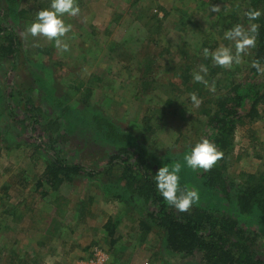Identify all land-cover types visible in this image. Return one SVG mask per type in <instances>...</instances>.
<instances>
[{
  "label": "trees",
  "instance_id": "16d2710c",
  "mask_svg": "<svg viewBox=\"0 0 264 264\" xmlns=\"http://www.w3.org/2000/svg\"><path fill=\"white\" fill-rule=\"evenodd\" d=\"M142 1L146 0H138L136 4L141 5ZM186 1L179 11L181 14L179 22H174L173 25L175 30L181 32L185 28L183 25L190 24L187 21L192 20L196 11L210 9V6L207 8L198 0ZM5 3V6L0 4V58L14 64L23 51H21V39L12 23L16 24L19 21L23 11H18L16 0H5ZM240 4L243 8L240 10L234 8L231 15L220 14L214 21L206 19L209 29L201 32L196 29L188 31L187 38L181 37L178 47L172 46L175 53L170 52L167 35L160 28L155 27L156 33L151 31L152 35L144 36L143 41L151 38L149 42L155 45L160 44L156 42V38H161V43L166 48L163 52L154 54V58H144L139 69L143 77L135 93L143 94L145 92H140L141 90L146 91L150 88L155 91L160 81L164 86L163 74H169L179 76L182 84L175 86L169 82L167 87L173 90H168V94L174 93L175 96L166 100L165 106L173 107L181 112L179 116H185L188 115V110L193 108L189 93L196 92L203 101L197 117L189 114L196 122L193 131L197 128L195 137L197 139L190 145L184 146L178 153L169 150L170 152L164 156L156 157L155 148L153 149L155 152H149L140 142L138 138L140 134L134 135L121 129L108 113L93 106L91 99L96 94L92 89L87 88L84 91H80L81 88L77 89V92L81 93L78 99L81 106H76L77 104L64 106L61 101L54 98V92L49 88L48 83L42 78H37L40 87L46 93L40 107L34 106L31 93H23L18 88L10 89L7 93V102H4L5 108L14 118L16 115L19 118L21 112L16 113V111L24 103L26 111L22 112V115L25 117L19 118L18 122L23 128L39 137V140L33 142V146L43 159L40 175L31 176L25 169L23 170L25 177L21 180L36 181V185L33 186L35 193L40 195L41 201L51 199L49 211L52 209L54 211L41 216L40 223L36 224L32 218L25 220L29 214L36 215L32 203L25 204V208L19 212L14 208L7 209L0 216V232L10 229L11 225L25 230L21 227V223L25 220L27 223L28 221L33 223L28 224V230H35L38 235L47 237L46 241L39 243L41 247H46L47 242L51 243L55 237L60 240L64 238L71 240L76 228L85 221L83 209L87 208V203L81 200L77 207L73 208L74 213L79 216L78 223L68 220L60 192L64 186H70L76 179L84 178L100 187L105 201L119 203L122 206L118 215L108 218L102 227L105 235L104 245H109L110 248L106 251L103 247H98L103 248L108 254L109 264H113L112 261L116 262L117 253L125 249L120 248L122 244L119 242L123 241L124 237L118 234V229L122 224L121 221L131 213L140 216L139 218L137 215L133 216L136 218L135 223L138 222L137 229L140 236L136 241L139 242V246L145 243L146 240L143 241V238L148 237L156 228L163 234L166 249L173 254L192 256L199 253L206 264H264V254L255 249L258 237L264 238V168L257 172L243 171L239 174L231 171L237 130L241 126L255 124L262 119L264 74L260 77L262 74L251 67V64L259 61L264 67V0H240ZM141 6L139 16L143 18L146 9L143 8L144 5ZM249 8L262 13L256 21H253L259 26L255 34L256 46L248 50L244 56V63L240 65H234L230 69L215 66L211 57H204L203 49L214 51L222 42H225V46L230 45L231 42L223 39L224 32L237 23L248 27L247 18L242 13ZM199 27L203 29V26ZM153 35L154 37H151ZM134 41L138 43L137 38ZM117 44L107 46L109 58L116 56V50L119 48ZM233 51H235L234 46ZM118 55L125 56V60L128 61L131 59L122 48L118 49ZM148 56L150 57V54ZM201 65L207 66L206 79L210 85L215 84V92L193 81L192 74L199 71ZM159 69L163 72L161 76L160 74L157 76ZM245 69L248 70L249 75L244 74ZM147 97L150 98V102L155 103L149 93ZM180 99V107H174L173 105ZM50 107L59 111L58 116L62 117L42 126L40 113L44 112V109L50 111ZM152 118L153 115L147 113L142 119L146 127V136L154 140L156 138L153 136L155 134L150 124ZM3 130L6 133H3ZM249 132L254 142L257 141L258 133L254 129ZM7 133V127L0 126V142L5 143L2 137ZM72 135L83 138L86 145L92 141H102L108 147L103 166L91 169L78 160L76 155H70L66 144ZM204 137L215 142L224 156L210 171H193L185 165L184 156L189 152L191 145ZM153 142L155 145L156 142ZM255 147L253 146L254 152H256ZM75 153L78 155V151ZM42 159L33 157L34 164L41 163ZM176 163L182 165L180 175L184 182L181 184L195 187L200 193L199 202L185 213H179L170 206L159 195L155 184V175L160 168L164 165L172 167ZM41 223L43 224L40 225ZM248 228L254 232H249ZM34 237L33 240H37ZM39 241L40 239L37 240ZM71 248L75 249L76 245ZM3 250H8V247H3ZM9 250V254L17 256L16 259L20 264H29L26 260L22 261L20 256V253L27 249H20L14 245ZM34 253L39 256L42 250H35ZM12 260L6 264H14Z\"/></svg>",
  "mask_w": 264,
  "mask_h": 264
},
{
  "label": "rangeland",
  "instance_id": "374dc122",
  "mask_svg": "<svg viewBox=\"0 0 264 264\" xmlns=\"http://www.w3.org/2000/svg\"><path fill=\"white\" fill-rule=\"evenodd\" d=\"M136 1L138 0H77L81 8L80 14L75 17L65 16V22L73 26L72 31L67 34L71 49L69 52L61 53L55 48L53 41L42 36L32 37L25 31L35 20L38 11L50 8L51 0H16L18 11H23V15L16 24L12 23V26L21 39V51L23 52L14 64L0 58V126L8 129V133L2 137L5 143L0 142V216L10 208L19 212L25 208V204L30 205V203L42 213L54 211V209L49 211L51 199L41 201L40 195L35 193L33 186L36 185V181L21 180L25 177V171L31 176L40 175L43 162L42 156L33 146V142L39 140V137L23 128L22 124L18 122L19 118L25 117L22 112L26 111V106L24 103L21 104L19 110L16 111V113L21 112L18 115L19 118L17 115L14 118L4 105V102H7L8 91L18 88L23 93H31L34 106L40 107L46 93L40 87L37 78H42L48 83L49 88L54 92V98L61 101L64 106L75 104L81 106L78 101L81 95L80 91L87 88L94 90L96 95L91 99L93 106L108 113L121 129L132 132L134 135L140 134L138 135L140 142L149 152L154 151L155 148L156 157L164 156L170 152L169 150L178 153L184 146L190 145L197 139L195 138L197 128L193 131L196 122L189 114L197 117V114H200V109L193 107L188 110V115L179 116L180 111L165 106L166 100L175 96L174 93L168 94V90L172 91L173 89H169L167 86L169 82L175 86L181 85L182 81L179 76L163 74L164 86L160 81L157 83L155 91L150 88L146 91L141 90L140 92H145L143 94L135 93L138 91V84L143 77L139 69H141L140 65L144 62V58H154V54L163 52L166 48L163 47L161 38H156L159 45L150 43L151 38L144 40L145 42L143 39L144 36L152 35L151 31L155 32V27L160 28L167 35V41L171 47L170 52L175 53L172 46L178 47L181 37L187 38L188 31L196 29L201 32L209 29L205 22L206 19L214 21L220 14L231 15L234 8L242 9L240 0H198L201 5L203 4L207 8L210 6V9L220 7V11L218 13L211 12L210 9L196 11L192 20L187 21L190 24L184 23L185 28L182 32L175 30L173 25L174 22H179V17H181L179 11L184 7L186 0L142 1L141 5H144L143 8L146 9L143 18L139 16L142 6L136 4ZM0 4L5 6V0H0ZM190 4L192 3L190 2ZM226 6L227 12L224 10ZM199 26H203V29ZM136 38L138 43L134 41ZM113 43H118V47L127 52L131 57L130 61L125 60V56H117L119 48L116 50V56L109 58L107 46ZM224 43L222 42L221 45H225ZM119 53L121 54V52ZM243 72L245 75H249L247 69ZM162 73L160 69L157 70V76L159 74L161 76ZM262 76L263 74L260 77ZM168 78H170L169 81ZM80 88L81 90L77 92V89ZM148 93L154 98L155 103L150 102V98L147 97ZM180 101L181 99L173 106L180 107ZM146 112L151 113L154 117L150 123L155 134L153 136L156 138L154 140L145 134L146 127L142 118L147 114ZM40 114L42 126L62 117L58 116L60 113L54 107H50V111L44 109V112ZM251 129L258 133V140L255 142L249 132ZM4 132L5 130H3ZM67 141L66 146L69 154L76 155L78 160L91 169H98L105 163L108 147L102 141H92L86 145V141L76 135L70 136ZM153 141L156 142L155 145ZM253 146H256V152H254ZM76 151H78V155L75 153ZM33 157L42 159L41 163L35 165ZM263 168L264 106L262 107L261 120L255 124L241 126L237 130L231 171L234 174H239L243 171L257 172ZM23 170L25 171L23 172ZM181 182H184V179H181ZM60 195L65 203L66 217L77 223L80 219L74 213L73 208L77 207L81 200L87 203V208L83 209L85 221H82L76 228L71 240L68 238L60 240L55 237L51 243L47 242L48 247L39 245L42 241H46L47 237L38 235L35 233L37 231H34L31 235L40 239L37 248L42 250L44 259L54 253L57 255L50 258L52 264H77L79 260L89 258L97 246L108 251L109 245H104L102 240V227L108 218L118 215L122 206L119 203L105 201L100 187L93 181L84 178H78L72 185L64 186ZM134 215L137 214L131 213L121 221L118 234L126 240L119 243L125 244V249L117 253V261H113V264H206L203 256L199 253L182 256L168 251L163 234L156 228L148 237L143 238V241H146L139 246V242L136 241V238L140 236L137 229L138 222L135 223ZM40 217L34 219L36 224L40 223ZM27 224L33 223L28 221ZM10 230L14 232L19 228L11 225ZM248 231L254 232L250 228ZM29 235L30 232L28 239ZM258 239L255 249L264 254V238L258 237ZM27 245L28 240L24 238L21 247L27 248ZM75 245H79V247L72 249L71 246L75 247ZM84 248H88V250ZM61 254H67L65 256L68 257V260L64 259Z\"/></svg>",
  "mask_w": 264,
  "mask_h": 264
},
{
  "label": "clouds",
  "instance_id": "9594fccd",
  "mask_svg": "<svg viewBox=\"0 0 264 264\" xmlns=\"http://www.w3.org/2000/svg\"><path fill=\"white\" fill-rule=\"evenodd\" d=\"M228 11L227 6L224 9ZM211 12L218 13L220 7H212ZM81 8L77 0H51L50 8L43 9L36 13L35 20L26 28V34L32 37H45L54 42L55 48L61 53L69 52L71 46L67 40V34L72 31V24L65 22V16L75 17L79 15ZM247 18L248 27L242 23H237L224 32L223 39L230 45H221L214 51L208 48L203 49L205 58L211 57L215 66L230 69L234 65L244 63V56L250 48L256 46V33L258 25L253 23L262 13L259 10L247 9L242 13ZM233 46L235 51H233ZM251 67L255 68L260 74H264V67L259 61H254ZM208 68L201 65L199 71L192 74L193 81L201 83L210 91L215 92V84H209L206 79ZM189 99L194 108H199L202 99L196 92L189 93ZM224 153L220 151L215 142L204 137L190 146V150L184 156V163L187 168L197 171H210L217 163L223 159ZM182 165L176 163L169 167L164 165L155 175V184L160 196L179 213H185L199 202L200 193L195 187H189L181 184Z\"/></svg>",
  "mask_w": 264,
  "mask_h": 264
},
{
  "label": "crops",
  "instance_id": "0c3cea01",
  "mask_svg": "<svg viewBox=\"0 0 264 264\" xmlns=\"http://www.w3.org/2000/svg\"><path fill=\"white\" fill-rule=\"evenodd\" d=\"M35 214L36 215L29 214L28 218H26L25 220H27V219L31 220L30 218L35 219L36 217L45 215V213H42L38 209L35 210ZM25 220H23V223H21V227H24L25 230L19 229L18 231L15 230L14 232H12L10 229H5V230H2L0 232V264H6L8 261L12 260L16 256V255L9 254V252H10L9 249H11L12 246L15 245L16 247H20V249L24 248V247L23 248L21 247V243H22V240L24 238H26L28 240V245H27V248H24V249H27V250L26 251L23 250L20 253L22 261L26 260V261L29 262V264H52L50 262V260H51L50 258H54L53 256H55L57 254L51 253L50 255L46 256L45 259L43 257L44 255H42V254H40L39 256L35 255V253H34L35 250H38V248H37L38 247V242H37L38 238H36L37 240H33V235H31V234L35 230H28L29 225L27 224V222ZM47 221H49V220H47ZM29 232H30V235H29V239H28ZM35 233L38 234L37 232H35ZM104 238H105V235L103 234L102 235V240ZM123 240H126V238H124ZM7 245H8V250H3V247H6ZM47 247H48V243H47ZM76 247L78 248L79 245H76ZM120 248L124 249L125 248V244L121 245ZM50 249H49V251H50ZM67 254H64V255L61 254V256H63L64 259L68 260V257L65 256ZM16 258H17V256L14 258L15 259L14 261L12 260V262L14 264H20L19 260L16 259ZM42 260H43V262H42Z\"/></svg>",
  "mask_w": 264,
  "mask_h": 264
},
{
  "label": "built area",
  "instance_id": "2783aa9c",
  "mask_svg": "<svg viewBox=\"0 0 264 264\" xmlns=\"http://www.w3.org/2000/svg\"><path fill=\"white\" fill-rule=\"evenodd\" d=\"M109 259L108 254L97 246L94 248L91 257L80 260L77 264H109Z\"/></svg>",
  "mask_w": 264,
  "mask_h": 264
}]
</instances>
